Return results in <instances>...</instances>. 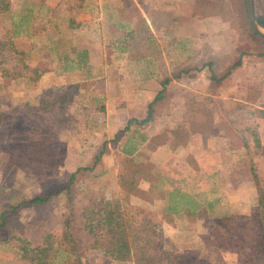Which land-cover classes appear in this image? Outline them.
Listing matches in <instances>:
<instances>
[{"label": "rangeland", "instance_id": "374dc122", "mask_svg": "<svg viewBox=\"0 0 264 264\" xmlns=\"http://www.w3.org/2000/svg\"><path fill=\"white\" fill-rule=\"evenodd\" d=\"M7 2L8 11L0 15V212L68 185L70 175L79 166V160L74 161L76 145L91 143L89 138L93 135L88 132V126L99 124L96 118L88 120L95 113L90 101L101 98L104 87L99 75L93 74L92 70L86 73V67L62 74L64 55H77L80 50L85 53L98 45L97 39L105 35H137L136 41L128 40L132 42L128 45L133 47L134 57L139 50L164 51L174 68L179 71L189 69V73L187 71L175 79L176 84L172 81L167 86L163 100L155 108V119L165 114L181 116L176 130L170 134L173 141L170 146L174 150L185 148L192 138H206L210 144H204L205 148L209 147L212 153L219 149L220 162L235 164L233 173L241 177L243 159L238 158L244 156L246 149L237 129L240 128L250 142L246 130L249 126L254 127L264 148V118L260 114L264 111L263 39L249 24L245 0ZM253 6L255 16L264 17V0H253ZM118 21L128 24L129 28L120 30L115 25ZM75 24L81 26L75 28ZM149 34L157 36V45L151 44L150 47L141 39ZM114 52L116 56H112L118 57L115 61H121L119 50ZM90 58L93 55H86L85 66ZM212 75L215 80L210 79ZM110 79L115 83L120 76L110 75ZM135 92L138 98V92ZM147 93L146 99L157 92L151 89ZM86 104L90 107L83 106ZM108 114L115 122L110 125L113 131H107V134L116 133L110 140L97 141L100 148L96 154L99 155L104 149L103 143H107L97 164L106 172L100 177H92V166L95 168L96 162L93 163L92 157L90 162H81L86 169H77L71 185L74 202L86 195L104 201H122L117 176L120 172L130 176L128 172L133 170L132 165L124 163L126 158L122 148L130 134L136 143L143 134L146 140L141 144L143 148L138 158H145L147 163H135L141 170V178L135 196L122 204L127 214L136 220L143 214L163 216L164 252L186 255L189 264H202L204 260L211 264H237L235 254L220 252L208 242L213 238V230L222 229L221 218L232 214L250 219L257 216L254 184L241 177L243 187L238 189L235 186L234 194L218 206L228 208L229 212L223 216L218 209L213 213L209 211L210 217L204 219L165 216L167 195L164 194L170 188L159 193L148 189L141 181L148 177L154 179L150 158L158 143L165 141L168 135L155 137L156 129L152 123L139 127L132 124L124 133L118 126L122 123L123 127L125 121L120 123L111 108ZM113 140H116L115 144ZM226 147L227 151L236 154V159L233 155L225 159L221 156ZM255 164L258 173L264 175V154L255 158ZM225 175L230 176V173ZM66 204L67 196L61 192L51 199L49 207H45L48 223L42 230H49L57 241L62 238L61 216ZM16 214L20 225L10 232H0V264H36L21 260L18 254V245L29 244L30 236L35 235L36 210L23 204ZM82 261L84 264H119L107 250H89ZM60 262L59 258L53 263L46 259L44 264Z\"/></svg>", "mask_w": 264, "mask_h": 264}, {"label": "crops", "instance_id": "0c3cea01", "mask_svg": "<svg viewBox=\"0 0 264 264\" xmlns=\"http://www.w3.org/2000/svg\"><path fill=\"white\" fill-rule=\"evenodd\" d=\"M145 19L147 25H150L148 19ZM115 25L119 29L129 28L128 24L119 21ZM74 26L76 28L81 25L75 24ZM140 38L141 37H139V40ZM129 39L133 42L138 39V36L105 35L97 39L98 45L94 48L87 49V51L85 50V53L80 50L77 51V55H72L70 53L64 55L63 62L65 61V65L62 66V74L68 73V71L71 70H73V72L84 70L86 67V73L92 70L94 72L93 74L99 75L98 79L102 82V86L104 87V95L102 96L99 94L101 98H98V100L93 98V101H90L91 106L94 107L92 112L95 113H92V117L90 116L88 120L96 118L99 124L94 122L97 123L98 126H88L90 129L88 132L93 135V137L89 138L91 143L82 142L76 145L73 154L76 158L74 161L77 162L79 160L77 162L79 166L76 167L74 171L79 167L86 169V166L82 164L85 161L90 162L93 159L94 163V156L98 154L100 148L97 142L99 139L110 140L114 137L116 132L113 134L110 133V135L107 134V131H113L110 125L112 122H115L109 117V108L120 118V123L125 121L126 124L127 120L132 118L142 120L146 117L148 105L151 104L157 94L164 89L160 100L154 105L152 121L145 125L153 124L156 129L155 137L158 136V138H162L164 134L168 135V137L165 141L162 139L163 141H160L161 143H158L156 149L152 152L150 161L154 166V179L152 180L151 177H148L147 179L149 180L142 179L141 182H143L148 189L156 190L159 193H164L165 190L170 188V190L164 194L167 195V197L164 201L166 204H164L163 210V214L170 218L189 219L195 217L204 219L210 217L209 211L213 213L216 209L219 210L218 213L221 216L227 214L229 212L227 207L218 208V206L223 204L228 197L234 194L232 191H234L235 186H237L238 189L243 187L242 178L240 176L237 177L236 174L233 173L235 171V164L233 166L231 163L222 164L220 162L219 149H214V151L217 152L212 153L209 147L205 148L204 144H210L209 140L206 138H192L185 148L174 150V148L170 146L173 143L170 139V134L176 130L177 123H179L181 116L165 114L156 119L154 117L156 112L155 108L163 100L167 86L172 81L176 84L175 79H178L179 76L186 73L189 69H181L179 71V69L174 68V65L170 64L172 60L168 61V53L166 54L164 51L157 53L156 50V52L139 50L137 57H134L132 52L133 47L128 45L132 43L128 41ZM141 39L149 43L150 47L152 46L151 44L157 45L156 42H159L157 36L150 34ZM115 49H118L122 56L119 57L121 58L119 62L115 61L118 57H113L116 56L114 54ZM86 55H93V58H90V62L86 63L88 67L85 66L84 63V61H86ZM96 61L98 63H96ZM66 62L69 63L68 66ZM64 70L66 71L64 72ZM189 72L190 71H188V73ZM110 75L120 76V79L118 82L111 83ZM127 76H129L128 80H126ZM164 82L165 84H163ZM151 89L157 93H152L151 96L146 99L148 94L147 91ZM135 91L138 92V98H136ZM130 92H132V95ZM94 95L95 94H93V97H95ZM83 106L90 107L88 104ZM125 124L123 127L122 123L119 124L118 129L122 130ZM131 131H135V129ZM139 138L140 142L137 140V142L140 143L138 145L139 147L131 158H133L134 163L143 165V163H147V160L145 161V158L139 159L138 157H140V152H142L141 150L143 148L141 144L145 142L146 137L140 134ZM131 141H133V139L130 134L125 144ZM192 147L198 150L196 151ZM227 148L228 147H226V150L223 149L224 153L221 154V156L225 159L233 155L234 159H236V154H234L232 150L227 151ZM109 151L110 148L107 152ZM141 154L143 155V153ZM214 154H218L219 157L216 158ZM181 156L182 158H180ZM241 157L242 156H239L238 159L240 160ZM100 161L101 158L96 162L95 168L92 166L94 170L92 177H100L106 172L98 168L97 164ZM114 172H116V170H114ZM227 172L230 173V176L225 175ZM250 182L253 183L252 181ZM212 195L214 197H211ZM213 216H215V214H213ZM217 216L218 214L216 213V217ZM168 223H171V221H168Z\"/></svg>", "mask_w": 264, "mask_h": 264}, {"label": "trees", "instance_id": "16d2710c", "mask_svg": "<svg viewBox=\"0 0 264 264\" xmlns=\"http://www.w3.org/2000/svg\"><path fill=\"white\" fill-rule=\"evenodd\" d=\"M8 9L7 0H0V15L6 13ZM256 20L264 28V17L256 16ZM210 79L215 80V77L212 75ZM163 92L164 89L148 105L144 119H128L122 132H128L132 124L144 126L151 122L154 105L160 100ZM260 114L264 118V111H261ZM246 131L250 135V142L243 135V131L241 132L240 128L237 129L246 149L241 161V177L254 183L257 195V216L250 219L232 214L221 218L222 229L213 230V238L209 240L208 244L220 252L235 254L237 264H264V175L258 173L255 164V158L264 154V148L261 146L259 133L254 127L249 126ZM115 141L113 140V144ZM131 142L124 145L122 154L126 158L124 163L132 165L133 170L128 172L130 176L122 172L117 176L118 188L123 194L122 201H104L86 195L74 202L71 185L79 171L76 170L70 175L68 185L59 191L51 192L46 196H37L28 202L11 206L0 212V232H10L20 225L16 214L18 208L27 204L36 210L33 232L35 235L30 236L29 244L18 245V254L21 260L44 264L46 259H51L53 263L54 259L59 258L60 264H84L82 258L89 250H107L113 255V260L119 264L190 263V259L186 255L170 251L164 252L163 216L143 214L139 220H136L127 214L122 205L127 203L131 196H135V189H137V183L141 178V170L131 158L140 143ZM106 145L107 143L104 142L102 147L105 149ZM104 149L94 158L95 162H98L103 156ZM61 192L67 196V204L61 216L62 238L57 241L49 230H42V228L48 223L45 217L46 208L49 207L51 199ZM31 245H33L32 248H30ZM202 264H211V262L204 260Z\"/></svg>", "mask_w": 264, "mask_h": 264}, {"label": "water", "instance_id": "95a60500", "mask_svg": "<svg viewBox=\"0 0 264 264\" xmlns=\"http://www.w3.org/2000/svg\"><path fill=\"white\" fill-rule=\"evenodd\" d=\"M245 2H246L248 21H249L251 28L257 36H259L261 39L264 40V28H262L256 20V16L254 13L253 0H245Z\"/></svg>", "mask_w": 264, "mask_h": 264}]
</instances>
